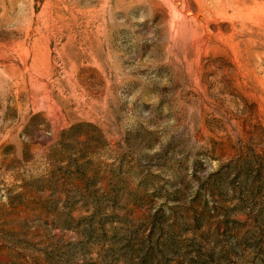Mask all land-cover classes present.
I'll return each mask as SVG.
<instances>
[{"label": "rangeland", "instance_id": "1", "mask_svg": "<svg viewBox=\"0 0 264 264\" xmlns=\"http://www.w3.org/2000/svg\"><path fill=\"white\" fill-rule=\"evenodd\" d=\"M0 264H264V0H0Z\"/></svg>", "mask_w": 264, "mask_h": 264}]
</instances>
